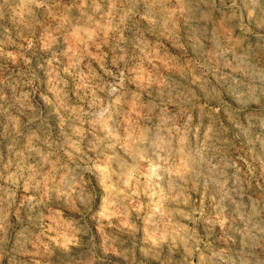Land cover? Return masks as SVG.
<instances>
[{
	"label": "rangeland",
	"instance_id": "374dc122",
	"mask_svg": "<svg viewBox=\"0 0 264 264\" xmlns=\"http://www.w3.org/2000/svg\"><path fill=\"white\" fill-rule=\"evenodd\" d=\"M0 264H264V0H0Z\"/></svg>",
	"mask_w": 264,
	"mask_h": 264
}]
</instances>
